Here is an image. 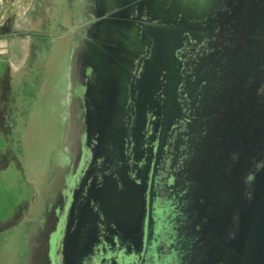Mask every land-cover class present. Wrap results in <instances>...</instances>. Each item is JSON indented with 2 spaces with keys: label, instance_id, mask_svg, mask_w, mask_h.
<instances>
[{
  "label": "water",
  "instance_id": "1",
  "mask_svg": "<svg viewBox=\"0 0 264 264\" xmlns=\"http://www.w3.org/2000/svg\"><path fill=\"white\" fill-rule=\"evenodd\" d=\"M136 1L104 0L112 8L104 37L137 55L130 81L123 72L118 77L117 117L123 104L133 111L147 102L156 86L158 108L165 117L176 110L185 124L176 160L166 173L158 142L136 152L133 111L115 150L123 156L118 165L104 166L114 152L84 155L54 247L65 239L72 264H201L205 248L213 264H264V0H168L167 8L166 0H139L149 11L131 17ZM177 24L198 33L188 53H175ZM186 58L181 83L175 66Z\"/></svg>",
  "mask_w": 264,
  "mask_h": 264
},
{
  "label": "flooded vegetation",
  "instance_id": "2",
  "mask_svg": "<svg viewBox=\"0 0 264 264\" xmlns=\"http://www.w3.org/2000/svg\"><path fill=\"white\" fill-rule=\"evenodd\" d=\"M65 2L68 4L70 18L66 24H59V31L56 33L58 40L71 38L64 71L60 78L62 84L59 82L61 84L59 88L62 94V105L66 100L62 111V117L65 121L64 129L66 128L65 142L61 141L63 150L60 152L56 177L50 185L43 209L28 221H19L18 225H14L19 226L20 229V248L17 252L18 264H54L56 258V262L59 264H72L68 252L64 250L67 245L65 239L62 247L59 244L54 247V235L61 225V220L66 216L68 205L72 201L71 182L78 175L84 155L90 151L94 157L102 159L114 152L118 157L111 159V162L105 163L104 166L112 167L113 163L118 165V161H121L123 156L121 153L117 154L115 150L120 139L122 140L121 129L124 127V122L134 120L133 111L138 113H135L138 124H132L135 127L136 152L139 154L141 149L150 146V143L158 142L159 153L163 159L160 166L166 173L170 170L172 159L174 160L177 156L174 147L185 128L182 114L173 110L165 117L162 109L158 108L159 91L153 85L147 90V102L139 105L138 109L133 107V111L128 110L123 104L125 113L121 118L117 117L119 105H122L117 97L118 77L123 72L126 81H130L132 72L137 68V55L126 51L117 39L109 41L104 37L102 27L106 24L105 16L112 11L110 10L111 7L106 9L104 0H65ZM143 2L137 0L130 6L133 11L131 17H134L139 10L142 15H144L145 10L149 11ZM122 6L115 7L116 17L121 16ZM45 19L44 15L40 21L43 22ZM131 25L140 26L134 21ZM165 25L170 26L169 23H165ZM214 26L211 25L212 32L216 31ZM177 27L176 45H179L180 49L175 53H188L187 50L185 51L187 42L189 40L194 42L195 39H192L191 36L194 34L197 36L198 33L188 34V27L183 24H177ZM223 29L224 32L226 29L230 30L229 27ZM150 41L149 38L147 43ZM191 49V53H201L200 50L198 51V46L197 48L191 46ZM97 59H99L100 65L97 64ZM187 64V58L182 63L176 64L174 75L176 81L180 79L181 83L184 82L182 78L187 73L185 72ZM133 105L134 101H132ZM117 118L120 121L117 122ZM185 158L186 155L181 163V177L187 176V159ZM116 167L119 172L123 171L121 166ZM160 170L158 168L159 172ZM181 182L184 185L187 184L185 178H182ZM77 195L80 198L79 193H76V198ZM82 205L81 202L79 206ZM70 225L71 216L66 222V228ZM163 229V234L166 235L164 226ZM53 247L56 255H53ZM209 247L213 250L212 245ZM201 255V264H213L209 262L206 248Z\"/></svg>",
  "mask_w": 264,
  "mask_h": 264
},
{
  "label": "rangeland",
  "instance_id": "3",
  "mask_svg": "<svg viewBox=\"0 0 264 264\" xmlns=\"http://www.w3.org/2000/svg\"><path fill=\"white\" fill-rule=\"evenodd\" d=\"M53 1L41 26L44 36L36 39L35 53H28L22 76L14 74L7 99L8 71L0 76V264H18L20 229L14 225L43 209L65 142L66 100L62 105L59 86L71 38L50 43L49 36L56 39L59 24L70 17L65 0ZM170 4L166 0L164 8Z\"/></svg>",
  "mask_w": 264,
  "mask_h": 264
},
{
  "label": "crops",
  "instance_id": "4",
  "mask_svg": "<svg viewBox=\"0 0 264 264\" xmlns=\"http://www.w3.org/2000/svg\"><path fill=\"white\" fill-rule=\"evenodd\" d=\"M7 1L3 10L0 11V65L4 68V70L1 69L4 72L0 71V76L6 73L7 70L10 85L14 74H22L21 69L25 64L28 53H35L37 49L36 39L44 36L41 31L43 22L40 19L44 15L46 18L48 17L54 1ZM34 27L38 29L36 30ZM49 37L50 43L58 39H55L53 35Z\"/></svg>",
  "mask_w": 264,
  "mask_h": 264
},
{
  "label": "trees",
  "instance_id": "5",
  "mask_svg": "<svg viewBox=\"0 0 264 264\" xmlns=\"http://www.w3.org/2000/svg\"><path fill=\"white\" fill-rule=\"evenodd\" d=\"M9 92H11V87H10V85L8 83V84L5 85V91H4V95H5L6 99L9 98ZM1 121H3V120L0 119V128L3 126L2 125L3 123ZM6 134H7V132H6Z\"/></svg>",
  "mask_w": 264,
  "mask_h": 264
}]
</instances>
